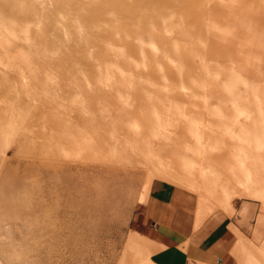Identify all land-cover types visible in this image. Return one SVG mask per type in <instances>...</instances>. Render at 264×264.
<instances>
[{
  "label": "bare ground",
  "instance_id": "bare-ground-1",
  "mask_svg": "<svg viewBox=\"0 0 264 264\" xmlns=\"http://www.w3.org/2000/svg\"><path fill=\"white\" fill-rule=\"evenodd\" d=\"M262 47L264 0H0V219L34 186L53 193L62 214L87 211L102 184L86 161L93 155L135 160L149 172L161 150L182 144L193 155H182L180 175L190 171L207 193L228 184L232 193L251 194L258 178L241 190L234 181L246 178L217 174L209 155L221 146L217 137L241 129L264 144V126L247 118L251 103L264 108V82L252 77L250 55ZM121 81L131 88H119ZM165 98L180 106L162 110L157 127L118 123L144 118ZM79 104L89 120L74 110ZM187 130L195 135L183 142ZM110 161L97 170H120ZM144 242L132 245L144 250Z\"/></svg>",
  "mask_w": 264,
  "mask_h": 264
},
{
  "label": "rangeland",
  "instance_id": "rangeland-1",
  "mask_svg": "<svg viewBox=\"0 0 264 264\" xmlns=\"http://www.w3.org/2000/svg\"><path fill=\"white\" fill-rule=\"evenodd\" d=\"M127 5L128 3L124 8L127 7L129 10H135L137 7H135V4ZM109 14L111 13L109 12ZM212 17L214 19V16ZM259 42L253 43V48L257 49L258 44L260 45ZM250 55L252 77L264 82V69H262L264 47ZM126 83V81L125 83L121 81L119 88L124 90L131 88L129 87L130 84ZM138 85L140 84L135 85L134 90L138 89ZM155 91H151V97L156 98L158 96ZM109 102L110 106L112 100H109ZM173 103L168 99L160 103L155 101L150 104L151 108L148 112H151L144 118L138 117V119L137 116H131L125 120H119L118 123L124 121L129 124L136 119L143 124H155L157 127L162 110L167 111L169 108L180 106V104ZM109 106L101 105L97 110L102 108L109 110ZM138 106L139 104H137ZM182 108L180 107V110ZM74 110L78 112L80 118L82 116L87 118L81 109V104L75 105ZM227 113L233 114L230 109H227ZM247 116L250 121L264 126V108H261L260 105L251 103L247 110ZM87 120L89 119L87 118ZM182 120L187 125V115L184 114ZM207 122L208 120L205 121V124ZM187 131V134L182 136L183 138L177 134L176 137L181 138L183 142L191 140L195 134L192 131ZM243 131L241 129L231 132V136L228 135L227 140L217 137V144L221 146L209 156H211L210 159L214 163L212 165L216 168L214 171L217 174L226 175L231 171H235L240 172L246 178L244 184L234 181L241 190L248 188L247 185L250 182L246 183V180L252 177L255 180L258 178L256 184L260 186L253 187L251 194L239 195L232 193L234 186L228 184L225 189L223 186L220 187L215 184L216 186L212 190L214 194L212 192L207 193L204 191V187H200L203 186V183H198L195 175L190 171L183 170L184 175H180V167L184 164L182 163V155L187 157L193 155L190 150L191 147L183 144L170 154H166L161 150L158 163H154L149 172L144 166L140 165V162L135 160H128V158L117 160L112 157L113 160L110 161L93 155L86 161L90 163L94 172L91 177L96 176L97 181L101 179L102 184L97 183L96 189V185H94L96 184V181L94 182L95 178H90L89 183L94 187L87 200L88 204H85L88 212H81L79 206L77 212L69 215L68 213L62 214L56 206L60 202L53 196V193L45 195L46 193L43 192V194L41 191L40 194V191L36 192L37 189L34 186L32 196L28 195L29 198L22 197L19 199L17 203H14L16 207L13 205L15 208L11 211L12 213L9 212V215L7 214L4 219H0V264H147L150 259V250L145 242L149 243V241L146 238V229L142 228L144 223L140 215L142 203L147 194V184L151 179L156 178L169 180L182 188L188 186L193 188L192 190L196 193L198 191L202 201L207 202V204L198 202L197 212L199 214L209 213L214 209L221 208L229 214L238 212L242 218L247 216V221L254 227L253 232L258 233L255 238L258 241L264 240V237H261V228H264V144L256 145L251 135L246 131L243 133ZM171 132L173 133H170L169 137H175L173 126H171ZM230 145L231 147H229ZM75 154L74 159H82V154L78 152H75ZM28 155L31 156V153L28 152ZM51 157H56V155ZM109 161L113 163L112 166L118 167L120 170H116L117 172H114L113 169L109 171L97 170V168L104 167V163L108 164ZM123 164L126 170L121 171L120 165ZM214 181L217 182L218 180ZM231 183L232 180L229 179V184ZM29 186L33 187V183L29 182ZM77 205L82 204L78 202ZM210 206L215 207L210 209ZM16 208L18 211H16ZM42 210L43 212H40ZM137 240L145 241L144 250H139L141 248L132 245ZM260 250L261 252H258V250L250 252L249 260L252 264H264V257H262L264 246ZM131 258L133 262H130Z\"/></svg>",
  "mask_w": 264,
  "mask_h": 264
},
{
  "label": "crops",
  "instance_id": "crops-1",
  "mask_svg": "<svg viewBox=\"0 0 264 264\" xmlns=\"http://www.w3.org/2000/svg\"><path fill=\"white\" fill-rule=\"evenodd\" d=\"M151 180L140 218L152 247L153 264H252L250 252H261L264 240L255 238L258 233L253 232L247 216L242 218L238 212L229 214L221 208L199 214L198 202H207L197 190L160 178Z\"/></svg>",
  "mask_w": 264,
  "mask_h": 264
}]
</instances>
